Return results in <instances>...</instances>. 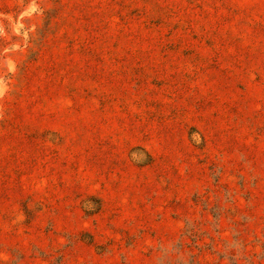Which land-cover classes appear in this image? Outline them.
Here are the masks:
<instances>
[{"label": "rangeland", "instance_id": "obj_1", "mask_svg": "<svg viewBox=\"0 0 264 264\" xmlns=\"http://www.w3.org/2000/svg\"><path fill=\"white\" fill-rule=\"evenodd\" d=\"M0 264H264V0H0Z\"/></svg>", "mask_w": 264, "mask_h": 264}]
</instances>
